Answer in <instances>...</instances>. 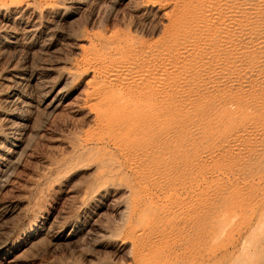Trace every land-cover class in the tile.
<instances>
[{
  "label": "rangeland",
  "instance_id": "rangeland-1",
  "mask_svg": "<svg viewBox=\"0 0 264 264\" xmlns=\"http://www.w3.org/2000/svg\"><path fill=\"white\" fill-rule=\"evenodd\" d=\"M17 1L0 0V145L9 138V119L21 139L0 158V264H134L127 230L115 232L131 185L110 187L96 166L110 150L138 184L121 150L98 136L103 127L94 117L115 52L102 45L119 40L135 46L131 59L151 67L155 118L165 69V158L141 162L179 182L178 199L196 202L198 264H264V0H229L227 12L219 6L207 22L212 35L200 21L176 34L179 17L200 12L191 0H62L64 10ZM26 1L35 3L22 8ZM226 19L232 23L225 27ZM11 36L17 45L7 42ZM95 46L102 60L91 58ZM17 78L24 104L11 106ZM154 139L152 155L159 152ZM159 195L162 202L168 196Z\"/></svg>",
  "mask_w": 264,
  "mask_h": 264
},
{
  "label": "bare ground",
  "instance_id": "bare-ground-1",
  "mask_svg": "<svg viewBox=\"0 0 264 264\" xmlns=\"http://www.w3.org/2000/svg\"><path fill=\"white\" fill-rule=\"evenodd\" d=\"M13 1H15V0H13ZM18 1H20V0H18ZM43 1H44L45 8H53V9L55 8V9H60V10L65 9L64 8L65 3H63L62 0H43ZM179 1L184 2L186 0H179ZM247 1H249V0H247ZM239 2H241V1H239ZM250 2H251V0H250ZM33 3H35V2L26 1L25 4H23L22 8H25V9L28 8L29 9V7L31 8L34 5ZM4 4L5 3H3V5ZM170 4H172V3H170ZM173 4H174V2H173ZM188 4H190L191 9H198V10H200V12H198V14L192 13V15L189 17H185V16L179 17L177 22H176V30H177L176 34L177 35H180V33L185 31L186 29H189L192 26V24L194 26L196 21H200L201 22L200 25L203 24L202 28L205 27V30L204 29L203 30L206 31V33L208 35L209 34L212 35V33H211L212 27L207 24V22H209L211 20L210 17L212 15V12L216 11V13H217V9L219 8V6H223V8H219V9H223V10L225 9L224 12H227L226 9H228V7H229L228 4H232V3H229V0H191L190 3H188ZM183 5H185V4H183ZM233 5L234 6L237 5V3L233 4ZM239 5H241V7L244 6V4L242 5L240 3H239ZM17 6H19V5L17 4ZM39 6H40V3H39ZM262 6H263V4H262ZM186 7L188 8V6H186ZM230 8H231V5H230L229 9ZM234 9L237 10L236 8H234ZM239 9L241 10V8H239ZM39 10H40V8H39ZM45 10H48V9H45ZM232 10H233V7H232ZM235 10H233V11H235ZM257 11H259V10H257ZM229 13H230V11H229ZM225 14H228V13H225ZM230 14H232V13H230ZM257 14H259V13H257ZM224 16H226V15H224ZM224 16H222V17H224ZM260 17H259V19H260ZM209 18H210V20H209ZM259 19L257 18V20H259ZM226 20L224 22L225 25L223 23L221 25H223L225 27L228 26L227 24L230 23L232 19L230 20V22L228 20H227L228 22H226ZM211 22H213V21H211ZM198 24H199V22H198ZM255 26H253V27H255ZM256 27H255V29H256ZM218 29H220V28H218ZM193 30L195 31V29H193ZM220 30H222V28ZM217 32H219V31H217ZM226 32H228V31H226ZM216 35L218 36V34H216ZM185 36H187V35H185ZM188 36H190V34ZM209 38H212V40H213L215 37L213 38L211 36ZM10 39H11L10 41H7L10 44H15L17 41V38H15V37H12ZM185 40H188V38ZM219 40H221V39H219ZM221 41H223V40H221ZM29 42H31V41H29ZM186 42L188 43V41H186ZM206 42H208V41H206ZM228 43H229V41H228ZM259 43H262V42H259ZM19 44L20 43H18V45ZM226 44H225V47H226ZM16 45H17V43H16ZM106 45H107V43L102 45L103 49L114 48L115 52L113 54H111L109 57V61L111 63L112 68H111V70L109 69L110 75H108L109 73L107 75L109 76V78H111V82L108 81L109 84H107V85L103 82L104 85L100 86V89L102 90V93H103V94L101 93L102 95H98L99 93L96 95L95 92H93L97 96L96 97L97 99H95L93 97L95 100H94V102L92 101L93 105L95 107V116L94 117H96L95 119H97L96 122H99L100 125L103 127L102 131L99 132L98 136H102V138L103 137L109 138L115 144L116 148H119L121 150V152H122L121 156H123V158L125 159L124 161L125 162L127 161L128 164H131L134 166L130 171H131L132 176L136 177L137 183H138L136 186L134 185V183H131V181H132L130 178L131 175H128L126 172H124L127 170L126 168H128V167H126L125 170L123 171V169H122L123 166H121L120 159L117 155H115L117 153L108 152V151H110V150H108L107 152H105V154L103 155V158H101V160H99L98 164L96 165L97 168L100 169L98 177L100 180H102L103 183L108 182L111 184L110 187H112L114 185V183H119L121 180H123L125 182V184L127 182H129L131 185L130 187H128V191H127V192H129V195H130V202L127 201L126 203H124V207H123L124 212H122L123 215L121 218L122 224L120 223V226H119V224H117L119 226V228H116L115 232L118 233L122 229L127 230V235L130 236V239L132 240L133 245L136 246V249L133 250V251H135L134 264H198L196 242H195L196 238H194L192 236V234L195 236V234L198 232L196 230H198L197 224L199 221V217H198V210H197L196 202H192L190 204V203H187L185 200L178 199L180 197L179 192H178V188H177L178 187L177 184L179 182L169 181L166 178H165L166 180L165 179L162 180L161 173L167 174L165 172V170H163V168H159L157 165L155 166V164H154V167H152L153 169L148 170V169H145L144 167H142L143 162H141L143 160L144 161L149 160V162H151L155 159V161L158 160L157 162L160 163V162H162L163 158H165L164 157V155H165L164 154V146H165L164 137L166 135L165 134V132H166L165 131V125L166 124L164 123V117H165V115H164V109H165L164 98H165V91H166L165 90V87H166L165 86V82H166L165 81L166 80L165 79V76H166L165 75V69H162V72L159 75L160 77H159V88H158L160 91V92L158 91V93L161 96L160 101L163 103L161 105V111L158 115V118H155L154 115L151 113L150 106H149L150 105L149 103L152 102V101L150 102V99L153 98L151 96V93L153 92V87H156V86H154L155 84L153 83V80L155 81V78H153L154 75L151 76L152 72L150 73L151 69H149L151 67L148 68V65L146 63L145 58H143L142 60H139V59L136 60V58L131 59V57L133 56L132 52L134 51L135 46L131 45L130 42H128V41L122 42L119 40L117 42H113V44H111V46L104 48V46H106ZM262 45H263V43H262ZM221 46H220V48H221ZM200 47H198V49H196V50H199ZM204 47H206V46H204ZM93 48L94 49L92 51V54H91L92 57L91 58L93 59V58L99 57L101 59L102 55L99 54L100 49L98 47L96 48V46ZM223 48H224V46H223ZM223 48H221V49L223 50ZM229 48H227V50ZM201 50H202V48H201ZM204 50H206V48ZM212 50H213V48H212ZM216 50H217V48L215 49V51ZM225 50H223V51L225 52ZM259 50L257 49V51H259ZM103 51H105V50H103ZM111 51H113V50H111ZM218 51H220V50H218ZM208 52H209V50L206 53H208ZM198 53H200V51ZM219 53H221V52H219ZM219 53H217V54H219ZM226 53H227V51H226ZM146 54H145V57L147 58ZM228 54H229V52H228ZM104 55H105V53H104ZM150 56H148V57H150ZM87 57H89V56H87ZM153 57H154V55H153ZM213 57H215V55H213ZM97 58H96V60H97ZM88 60H89V58H88ZM103 60H105V59H103ZM109 61H108V64H109ZM90 62H92V61H90ZM99 66H101V65L99 64ZM101 69H104V67ZM123 71H125L126 73H125V75H123L124 77L122 78L121 76H118V75H120L118 73L119 72L123 73ZM102 73L103 72H101V74ZM104 79H105V77H104ZM17 80L18 81L15 82L16 83L15 88H14L13 92L10 93V96L8 97V101H7V104L9 103V105H11V106L24 104V101L22 99L23 93H21V92H24L25 90L23 91L22 90L23 88L21 89V87L19 86L22 84L21 83L22 79L17 78ZM107 80H108V78H107ZM107 80H105V81L107 82ZM102 81H104V80H102ZM102 81L99 80V82H102ZM18 82H19V84H18ZM116 84H119V85L125 84V86H122V87H125L126 90H123V88H121V86H119L120 88H116L117 87ZM98 85H96V86H98ZM22 87H24V85ZM100 89L98 90V92H100ZM158 89H155V91ZM126 94H127V96H126ZM49 105H51V104H49ZM42 109H44V108H42ZM10 117H12V116H10ZM8 121H10L9 122L10 127L8 129L9 132L7 131L9 138L7 139L8 136L6 137V139H7V141L5 142L6 145H4V146H3V144L0 145V158L3 156V157H5V159H7L6 158L7 154L14 152L13 150H15L19 146V143L21 140L19 137L18 138L15 137L16 135H14V133H13L14 129H16L15 126L18 124H15L14 122L12 123V121L10 119ZM154 124L156 127L153 126ZM154 128L155 129L157 128V129L154 130ZM21 129H24V128L22 127ZM155 135H156V138L158 139V148L157 149H159V152H156V155H152V151L149 150L148 145L150 144L149 143L150 141L152 143V140H155L154 139ZM154 142H156V140ZM152 149H154V148H152ZM115 151H117V150H115ZM137 163H138V165H136ZM161 165L162 164H159V166H161ZM161 167H163V166H161ZM173 178H174V176H173ZM142 186L144 188H142ZM151 188H153V189L155 188V191L152 192ZM147 191H149V192H147ZM159 193L168 194L165 201L162 202ZM154 199H156V202H153ZM125 200H127V199H125ZM188 205H190V206L187 207ZM195 228H196V230H195ZM193 248H195V249H193ZM187 251H189V253H190L188 256H186Z\"/></svg>",
  "mask_w": 264,
  "mask_h": 264
}]
</instances>
